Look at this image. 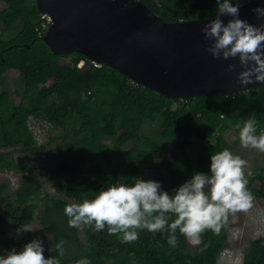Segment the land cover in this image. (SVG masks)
I'll list each match as a JSON object with an SVG mask.
<instances>
[{"label":"trees","instance_id":"obj_1","mask_svg":"<svg viewBox=\"0 0 264 264\" xmlns=\"http://www.w3.org/2000/svg\"><path fill=\"white\" fill-rule=\"evenodd\" d=\"M141 1L170 21L209 17L218 7L216 0ZM46 27L36 0H0V173L12 170L19 175L13 189L7 180L0 182V227L9 218L22 226L37 218L40 233L50 241L43 254L60 264H76L82 258L91 264H218L228 242V220L219 234L202 233L198 245L177 229L178 244L172 247L168 230L137 229L139 238L123 243L122 234L109 235L107 225L99 232L94 223L69 227L64 208L70 199L82 203L113 183L151 179L173 194L195 173L210 175L211 155L233 148L226 137L229 130L243 126L250 116L257 121L256 134L264 130V83L233 95L172 98L79 51L54 52L42 38ZM31 117L59 129L50 133L48 142L57 141L53 147L36 140ZM146 122L158 128L143 131ZM128 142L131 145L123 148ZM168 148L177 155L165 161ZM16 152H41L45 164L37 168L18 162ZM251 171L250 177L245 171L247 189L264 198V164ZM61 240L62 257L55 247ZM0 249V255H6L23 248L0 241ZM241 264H264L263 240L248 242Z\"/></svg>","mask_w":264,"mask_h":264},{"label":"clouds","instance_id":"obj_2","mask_svg":"<svg viewBox=\"0 0 264 264\" xmlns=\"http://www.w3.org/2000/svg\"><path fill=\"white\" fill-rule=\"evenodd\" d=\"M216 3L218 15L201 29L204 38L211 42L206 51L215 59L238 58L242 71L237 79L242 85L264 82V23L254 25L241 19L240 4H234L232 0H216ZM251 11L257 19L264 17V7L257 6ZM221 15L232 19L224 23ZM234 68L235 65H228V71ZM256 123L255 117L250 116L242 127L237 125L238 138L243 147L264 152V130L257 135ZM210 160V175L195 173L173 194L161 190L159 181L136 178L131 185L113 183L97 192L92 199L69 203L64 208L69 218L68 226L80 228L94 223L95 231L99 232L107 225L108 234H122L119 238L123 243L136 241L139 238L137 229H147L152 233L168 230L172 233L168 238L172 247L178 244L175 233L179 229L190 243L198 245L202 243L200 236L206 230L219 234L230 214L247 213L253 205V194L247 189L244 171L248 162L226 148L213 153ZM252 175L249 170L247 176ZM167 214H174L175 219L171 220ZM32 230L29 226L23 229ZM64 243L61 240L55 246L61 257L64 255ZM43 252L42 242L33 239L19 252L13 249L6 255H0V264H60L56 258H45ZM76 264L91 262L82 258Z\"/></svg>","mask_w":264,"mask_h":264},{"label":"water","instance_id":"obj_3","mask_svg":"<svg viewBox=\"0 0 264 264\" xmlns=\"http://www.w3.org/2000/svg\"><path fill=\"white\" fill-rule=\"evenodd\" d=\"M51 18L42 38L57 53L79 51L93 62L122 72L133 82L172 98L199 94H237L264 82L242 85L239 59H215L201 31L212 16L170 21L141 0H36ZM240 4L239 16L264 23L251 10L264 0ZM224 23L230 16L221 15ZM233 64V71L228 65Z\"/></svg>","mask_w":264,"mask_h":264},{"label":"rangeland","instance_id":"obj_4","mask_svg":"<svg viewBox=\"0 0 264 264\" xmlns=\"http://www.w3.org/2000/svg\"><path fill=\"white\" fill-rule=\"evenodd\" d=\"M12 80L10 84L12 85ZM29 126L33 131L36 140L39 143H46L48 148L53 147L57 141L48 142L50 133H56L59 129H51L50 125L46 122L37 120L35 118L29 119ZM158 128L155 124L146 122L143 124V131H147L149 128ZM242 127V126H241ZM226 137L233 143L231 152L234 155H239L242 159L248 162V167L245 171L256 169L264 164V152H260L257 149L248 147L245 148L239 141V128L231 129L226 133ZM236 137V139H233ZM131 145V142L125 144L123 148H127ZM177 155V151L173 148L165 150L163 158L165 161H169ZM15 158L18 162L33 163L35 167H40L45 164L46 156L43 153H36L27 155L25 153L16 152ZM39 174V172H37ZM18 173L7 170L0 173V182L7 180L9 182L10 189H13L18 184ZM47 190L54 192L52 186L46 182L45 176H41ZM142 179V178H141ZM70 203H77L75 199H70ZM25 226L18 225L13 218L7 219L0 227V241H5L9 247H15L17 245L23 246L32 241L38 239L42 242V246H45L46 250H49L50 241L44 240V235L40 233L41 227L38 224L37 218H35L29 227L32 231H23ZM228 227V242L219 256L218 264H241L243 250L248 242L254 238H259L264 241V198L253 196V205L247 213H236L230 215L227 222ZM2 252V249H0Z\"/></svg>","mask_w":264,"mask_h":264},{"label":"built area","instance_id":"obj_5","mask_svg":"<svg viewBox=\"0 0 264 264\" xmlns=\"http://www.w3.org/2000/svg\"><path fill=\"white\" fill-rule=\"evenodd\" d=\"M41 16L42 17H45L46 19H47V26H48V24L50 23V21H51V18L48 16V15H46L45 13H41ZM80 64H82V61L79 63V65Z\"/></svg>","mask_w":264,"mask_h":264}]
</instances>
